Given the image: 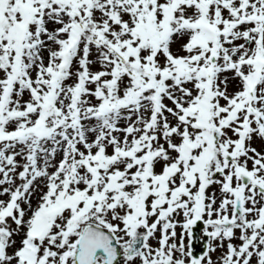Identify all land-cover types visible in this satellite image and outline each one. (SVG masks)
Masks as SVG:
<instances>
[{"label":"snow or ice","instance_id":"1","mask_svg":"<svg viewBox=\"0 0 264 264\" xmlns=\"http://www.w3.org/2000/svg\"><path fill=\"white\" fill-rule=\"evenodd\" d=\"M0 264H264V0H0Z\"/></svg>","mask_w":264,"mask_h":264}]
</instances>
